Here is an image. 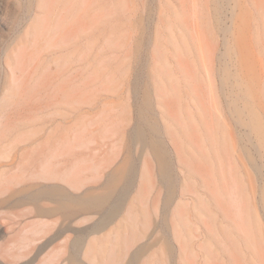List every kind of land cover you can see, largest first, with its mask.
Listing matches in <instances>:
<instances>
[{"label":"rangeland","instance_id":"obj_1","mask_svg":"<svg viewBox=\"0 0 264 264\" xmlns=\"http://www.w3.org/2000/svg\"><path fill=\"white\" fill-rule=\"evenodd\" d=\"M263 198L264 0H0V264H264Z\"/></svg>","mask_w":264,"mask_h":264},{"label":"bare ground","instance_id":"obj_2","mask_svg":"<svg viewBox=\"0 0 264 264\" xmlns=\"http://www.w3.org/2000/svg\"><path fill=\"white\" fill-rule=\"evenodd\" d=\"M231 36H232L233 43L235 44V50H236V54L233 57L231 64L237 69L238 76H239L238 79L241 82L240 84L248 83L249 81L260 82L261 74L263 72L260 70V68H258L259 67L258 59H256L253 42L250 37L251 36L250 26L248 24L246 27H241L240 25H236V27L233 28V30H231ZM23 44H29V41L23 42ZM184 78L186 79V82H187V84L185 83V87L190 88L189 76L185 72H184ZM189 90L187 91V94H190ZM143 140H146V139H143ZM148 143H149L148 145L151 147L153 154L158 162L160 174L162 175L164 180L169 181L170 180V166L166 159V155L162 149L161 142L158 140H152L151 142H148ZM138 195H139V189H135L132 194L129 193L127 195V200H128L127 204H129V207L133 206L136 203V200L138 199ZM177 198L178 196H177L175 185L170 184L168 195L165 198V207H167V209L171 212V214H170L169 219L168 217L165 218V221L171 222V220H173L175 217H179V224H180L183 221V219H186V216H184L182 213L177 212V209L179 207L178 205L173 207L174 206L173 204H175L174 202L177 201ZM183 200H184L183 197H180L178 203L183 202ZM194 200L198 201L197 198H194ZM118 211L119 210L117 208L113 209V213L111 216L113 218L118 217L120 214V213L118 214ZM129 227H130V230L132 229V231H130V234L137 236V233H134L133 231V229L136 227V222L134 220L131 221ZM101 230L102 228H99V227L98 228L88 227V229H85L83 231H85L84 233L88 237V236H92V235H96L100 233ZM132 237L133 236H131V238ZM120 243H118V247L121 245ZM156 244H157L156 240H154L153 242L150 241L148 243L139 245L136 248V250L133 252L132 257L127 264H158L160 259L157 257V254L156 252H154V248H153L155 247ZM100 249H101L102 257L100 259L99 264H123L124 263L122 256H120V254L117 252L118 250L116 251L114 250V248H107V247H103V248L100 247Z\"/></svg>","mask_w":264,"mask_h":264}]
</instances>
